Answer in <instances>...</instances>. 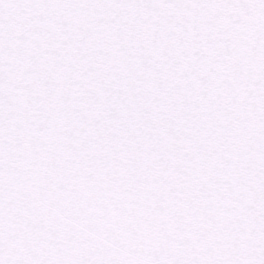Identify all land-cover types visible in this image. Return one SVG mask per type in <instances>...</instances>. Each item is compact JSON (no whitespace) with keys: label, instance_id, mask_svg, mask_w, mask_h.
Returning a JSON list of instances; mask_svg holds the SVG:
<instances>
[{"label":"snow or ice","instance_id":"1","mask_svg":"<svg viewBox=\"0 0 264 264\" xmlns=\"http://www.w3.org/2000/svg\"><path fill=\"white\" fill-rule=\"evenodd\" d=\"M0 264H264V0H0Z\"/></svg>","mask_w":264,"mask_h":264}]
</instances>
